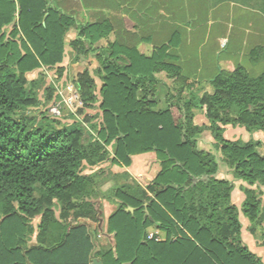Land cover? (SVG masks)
<instances>
[{
    "label": "trees",
    "instance_id": "trees-1",
    "mask_svg": "<svg viewBox=\"0 0 264 264\" xmlns=\"http://www.w3.org/2000/svg\"><path fill=\"white\" fill-rule=\"evenodd\" d=\"M9 4L0 21V264H91L94 256L104 264H264L244 242L240 220L242 212L264 246V201L258 191L264 186L263 142L224 136L227 125L264 133V72L252 75L238 65L195 87L172 60L175 36L145 55L117 40L98 45L113 31L108 21L81 24L70 45L83 107L98 96L95 76L82 64L91 54L99 63L94 71L102 81L98 136L87 138L82 128L63 125L58 117L45 116L36 125L32 112L44 104L27 74L62 71L66 37L77 18L49 0ZM249 55L253 63L264 59V46ZM163 71L176 86L167 88V106L157 109L156 74ZM195 109L205 111L209 124L195 123ZM206 130L233 176L248 184L240 187L241 208L232 200L235 183L218 177L216 155L198 145ZM109 146L114 164L129 166L132 155L150 152L161 170L145 187L130 183L129 190L101 191L117 206L107 219L115 246L97 248L90 225L80 220H97L88 199L98 195L105 176L102 168L84 173L82 166L103 163ZM59 202L64 206L57 216ZM35 219L38 242L29 244ZM152 226L166 233L165 240L149 237Z\"/></svg>",
    "mask_w": 264,
    "mask_h": 264
},
{
    "label": "crops",
    "instance_id": "crops-1",
    "mask_svg": "<svg viewBox=\"0 0 264 264\" xmlns=\"http://www.w3.org/2000/svg\"><path fill=\"white\" fill-rule=\"evenodd\" d=\"M49 3L68 11L73 10L77 18L78 25L71 29L65 41V57L60 64L65 67L70 63L68 58L75 54L70 41L77 36L78 26L108 21L113 31L108 37L102 38L98 45L117 40L128 46H137L141 53L151 55L155 47L168 43L175 36L177 45L170 49L172 60L180 65L183 75L194 82L195 87L205 85L220 70L232 71L238 65L244 66L252 75L264 72V59L253 63L249 55L253 48L264 46V0H49ZM9 11V0H0V21ZM12 26L13 23L7 25L5 31L9 33ZM90 56L81 64L90 67L94 59L92 67L97 68V59L92 54ZM77 65L72 63V68ZM156 76L161 80L159 86H164V90L159 87L160 107L157 109H164L167 106V88H174L176 83L164 71ZM199 110L203 109L194 110L195 123L209 124L205 114H202L204 120L197 123L201 115ZM233 129L240 130V133L245 131L244 127L227 125L224 131L227 139L234 140L231 133ZM255 133L257 138L264 139L263 132ZM201 136L202 139H209L210 146L201 147L200 139L199 147L211 151L215 142L212 133L206 130ZM131 160V165L114 164L113 169L117 170L115 168L118 167V171L127 172L138 182L142 180L146 184L161 170L154 153L135 154ZM218 161V177L235 183L232 200L241 208L245 194L240 187L248 184L235 179L227 165L222 160ZM261 196L264 201V190ZM240 220L244 242L264 261V246L249 231L250 222L242 212ZM155 235L159 240L166 238V233L158 228L155 229Z\"/></svg>",
    "mask_w": 264,
    "mask_h": 264
},
{
    "label": "rangeland",
    "instance_id": "rangeland-1",
    "mask_svg": "<svg viewBox=\"0 0 264 264\" xmlns=\"http://www.w3.org/2000/svg\"><path fill=\"white\" fill-rule=\"evenodd\" d=\"M90 58H93V56H90ZM93 60H91L89 66V70L92 72V74L95 76L96 79V89L95 93L98 96V100L90 105L89 107H83V100L81 97V93L78 87V81H77V75L78 71L76 68H72L73 63V57L70 56L68 58V61H70L69 65L66 67L61 68L62 71H49L46 74H42L39 71L31 72L27 74V77L29 80H35L37 87L35 89V92L39 95V98L41 99L43 106L41 105L38 109L32 112V115L37 116V121L35 124H39L43 117H58L63 125H67L68 127H78L82 128L85 132V137H94L97 138L98 136V130L102 125V112L100 109V101H101V95H100V87L102 84V81L100 78L95 74V68L92 67ZM85 66V65H84ZM83 67V66H82ZM61 72V74H60ZM58 78V80H57ZM53 79V80H52ZM57 83V85L55 84ZM160 90H164V86H159ZM79 94V100L75 102L74 104H69L65 101V98H70L73 96L74 93ZM159 92V96H160ZM72 105V106H71ZM157 107H160V104L158 102ZM162 107V106H161ZM197 123H200L204 120V117L202 114H205L204 110H199ZM243 133H240V130L233 129L231 130V133L233 132L232 138L234 140H239L240 142H249V141H257L260 140L263 142V145L261 146V152L264 153V139H259L256 137V133L248 132L246 129ZM229 133V134H231ZM206 138V137H205ZM202 139V136L200 137L201 143L200 146H210L209 139ZM199 139V141H200ZM203 144V145H202ZM113 147L109 146V157L101 164L95 167L89 166L86 161H84V164L82 166V171L84 173H93L99 169L104 171V180L100 187H98L96 190L98 192V195L91 196L88 200L94 204V208L96 210V221H91L89 219H81L80 221L87 222L88 225H90L92 235L94 236L96 243V247L98 248L99 245L103 244H112V246H115V239L114 234H110L107 232L108 224H107V215H109L115 208H117L116 203L110 200H106L102 196V190L108 191L113 186H125L128 184H140L141 186L145 187L147 184L144 183V181L140 180L141 182H138L136 179L132 178L131 175L124 171H118L120 170L118 167H116L114 170L113 166L114 163L112 162V156L114 155ZM211 151L216 154V157L218 160H222L221 153L217 151L214 148V145H212ZM154 156V155H153ZM223 161V160H222ZM231 172V171H230ZM128 174V175H127ZM232 174V173H231ZM237 179V178H235ZM264 186H259L258 191H263ZM126 190H129L127 186H125ZM42 194V190L40 189L39 185L36 186L34 196L39 197ZM64 206V203L59 202L56 204V215L59 216L61 212V208ZM3 218V214L0 211V221ZM37 222L38 219H35L33 221V226L35 227L34 234L29 235V244H35L38 242L37 237ZM155 227L152 226L149 228V234H155ZM260 237V236H259ZM97 258L101 260L98 257ZM102 261V260H101Z\"/></svg>",
    "mask_w": 264,
    "mask_h": 264
},
{
    "label": "built area",
    "instance_id": "built-area-1",
    "mask_svg": "<svg viewBox=\"0 0 264 264\" xmlns=\"http://www.w3.org/2000/svg\"><path fill=\"white\" fill-rule=\"evenodd\" d=\"M53 80V79H52ZM56 85H57V83H55ZM79 100V94L76 92V93H74L73 94V96L72 97H68V98H65V101L67 102V103H69V104H74L75 102H77ZM72 106V105H71ZM149 237L150 238H152V237H156V239L157 240H159L160 238L157 236V235H155V234H150L149 235Z\"/></svg>",
    "mask_w": 264,
    "mask_h": 264
},
{
    "label": "water",
    "instance_id": "water-1",
    "mask_svg": "<svg viewBox=\"0 0 264 264\" xmlns=\"http://www.w3.org/2000/svg\"><path fill=\"white\" fill-rule=\"evenodd\" d=\"M128 209L133 210L132 207H129ZM93 263H94V264H104L101 260H99V259H97V258H94V259H93Z\"/></svg>",
    "mask_w": 264,
    "mask_h": 264
}]
</instances>
